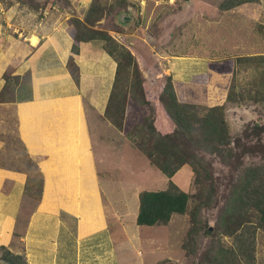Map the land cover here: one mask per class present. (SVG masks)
Returning <instances> with one entry per match:
<instances>
[{
  "label": "crops",
  "instance_id": "1",
  "mask_svg": "<svg viewBox=\"0 0 264 264\" xmlns=\"http://www.w3.org/2000/svg\"><path fill=\"white\" fill-rule=\"evenodd\" d=\"M70 1L83 18L92 0ZM20 11L2 12L1 21L8 25L0 23V92L4 73L13 69L20 76L18 87L24 98L0 101V110H10L16 117L19 142L38 165L44 190L40 200L27 197L25 176L6 177L0 169V240L7 222L17 225L23 220L25 225L11 231L12 235L20 232L22 246L16 243L15 248L11 241L0 245L26 253L29 264H72L67 251L71 238L76 241V264H106V256L112 259L117 252L113 222L126 234L128 210L118 212L115 198L106 197L96 205L95 192L99 178L100 184L106 178L100 186L102 194L118 191L128 196L121 185V169L123 153L134 148L121 129L104 118L117 62L102 41H85L75 56L77 82L68 66L73 45L68 19L73 11L46 10L42 16L36 10H23L21 15ZM110 31L127 40L125 33ZM127 42L143 64L137 43ZM178 56L182 55H170L168 61ZM145 74L151 80L150 72L145 70ZM170 74L176 82L179 71L170 69ZM3 143L0 139V154ZM137 215L135 211L136 219Z\"/></svg>",
  "mask_w": 264,
  "mask_h": 264
},
{
  "label": "rangeland",
  "instance_id": "2",
  "mask_svg": "<svg viewBox=\"0 0 264 264\" xmlns=\"http://www.w3.org/2000/svg\"><path fill=\"white\" fill-rule=\"evenodd\" d=\"M114 1L108 0L110 3ZM223 1L132 0L129 1L130 9L128 5L127 11H120L129 14V18L120 21L116 17L115 21L112 14L104 21L101 20L102 23H97L96 27L125 33L128 41L137 43L144 58L142 65L150 72L152 78L148 80L155 86L157 94L166 76L171 75L170 69H177L179 78L176 82L174 79L173 81L178 98L182 102L207 105L209 95L219 94V91L216 92L219 88L227 89L235 83L237 91H242V88L253 86L256 75L252 71L253 68L238 67L234 61L240 55L264 53V0L247 2L227 11L220 9ZM72 3L70 0H0V23L8 25V22L1 21V18L3 19V10L10 8L31 12L36 10L41 12L40 16L46 10L59 13L67 10L78 16L74 7L76 5ZM78 3L81 6V2ZM83 11L82 8V13ZM170 55L182 56L170 58L169 62ZM247 96L249 98L242 100V103L229 102L226 105V118L232 135L243 133L253 123L264 124V101H254L252 96ZM18 137L16 117L10 110H0V139L4 142L0 154V169L6 177L10 174L24 175L25 178L27 175L37 176L38 173L31 162L29 163L27 152ZM251 139V143L256 141V137ZM262 139L264 142V133ZM243 141L249 142L245 139ZM208 157L214 163L216 194L211 206L198 211L201 230L194 238L189 236L193 227L189 213L174 214L165 225L143 226L137 223L135 211L139 210L140 202L139 196L136 195H139L141 190L163 189L168 184V178L141 152L134 148L130 152H124L121 169L123 176H115L121 178V185H124L127 197L118 191H105V194H102L100 186L106 178L100 175L103 180L100 184L99 178L94 203L100 206L101 200L106 197L115 198V209L118 212L128 210L125 217L127 235L113 222L117 252L116 257L112 259L106 256V264H203L209 263L206 254H210L213 247L232 245L233 237L210 234L205 230L210 226L214 231L233 178L231 169L219 158L210 154ZM258 160L257 156L247 155L243 161L249 164ZM1 172L0 176H3ZM173 180L192 194L189 210H195L200 200L195 196L197 187L192 169L185 165L175 174ZM24 226L23 220L17 225L7 222L4 226V238L0 243L11 241L14 242L15 248H18L17 245L22 246L21 241L19 242L20 232L12 235L11 231L12 228H17L18 231ZM63 237L64 233L61 241ZM75 242V239H68V261L72 264L77 263ZM62 251L61 248L60 252ZM239 260L236 264H264L263 230L258 229L257 232L255 257ZM0 263L9 264L5 261Z\"/></svg>",
  "mask_w": 264,
  "mask_h": 264
},
{
  "label": "trees",
  "instance_id": "3",
  "mask_svg": "<svg viewBox=\"0 0 264 264\" xmlns=\"http://www.w3.org/2000/svg\"><path fill=\"white\" fill-rule=\"evenodd\" d=\"M258 1L224 0L220 9L227 11ZM128 5V0L112 3L92 0L83 18L74 15L68 19V32L73 38L68 66L79 82L75 56L80 53L81 44L90 40L103 42L104 50L117 62L104 118L121 129L133 147L168 178L163 189L140 191L136 221L143 226L165 225L174 214L189 213L193 223L189 236L194 238L201 230L198 211L211 206L216 194L214 163L208 157L210 154L231 169L233 178L214 231L210 226L205 230L210 234L233 237V243L213 247L211 253L206 254L207 260L210 264H236L239 259H253L258 229L264 231V124L253 123L243 133L232 135L225 110L227 103H242L249 98L247 95L254 101H264V53L240 55L234 61L238 67L253 68L256 73L253 86L237 91V85L232 83L227 89H215L219 94L209 95L207 105L182 102L172 75L166 76L157 94L145 74L139 55L126 38L96 27L107 16L114 14L117 17L120 11H127ZM4 79L0 101L24 98L20 95L22 88L18 87L20 76L14 74L13 69L4 73ZM30 97L27 95L25 98ZM253 137L256 141L251 143ZM244 139L249 142H244ZM26 155L38 175L26 176L24 195L40 200L44 178L35 161ZM247 155L257 156L259 160L245 164L243 160ZM185 165L195 174V196L200 200L193 211L189 210L192 194L173 180ZM0 259L9 264H29L26 253L15 252L5 245H0Z\"/></svg>",
  "mask_w": 264,
  "mask_h": 264
},
{
  "label": "water",
  "instance_id": "4",
  "mask_svg": "<svg viewBox=\"0 0 264 264\" xmlns=\"http://www.w3.org/2000/svg\"><path fill=\"white\" fill-rule=\"evenodd\" d=\"M117 17H118V20L123 21V18L127 19L130 17V15L129 14L126 15L125 13H119ZM210 228H212V227H210Z\"/></svg>",
  "mask_w": 264,
  "mask_h": 264
}]
</instances>
